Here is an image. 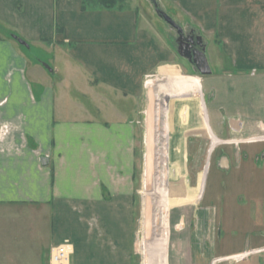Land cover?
<instances>
[{
  "label": "crops",
  "instance_id": "crops-1",
  "mask_svg": "<svg viewBox=\"0 0 264 264\" xmlns=\"http://www.w3.org/2000/svg\"><path fill=\"white\" fill-rule=\"evenodd\" d=\"M163 3L182 22H177L182 34L199 39L196 45L203 46L210 65L212 48L227 67L209 83L215 95L205 115L211 130L218 133L225 117L236 119L241 129L264 127V0ZM82 4L0 0V126L24 128L27 141L18 144L9 135L0 147V208L15 214L22 206L28 211L41 206L48 214L39 213V218L47 220L57 242L55 227L64 216L70 217L71 228L77 224L85 231L95 209L105 207L99 214L103 235L97 247L120 256L121 237L111 230L131 200L126 198L132 190L126 175L134 162L135 128L143 121L146 78L182 80L190 75L182 73L180 56L137 9H82ZM173 29L181 40V32ZM203 88L202 81L201 94ZM182 103L187 115L199 113V106ZM186 114L182 125L191 123ZM246 149L254 158V151ZM43 156L49 158L46 165ZM208 168L202 173L198 212L184 215L182 233L173 236L172 264H264V229L239 235L241 246L232 252L217 242L221 219L213 205L201 202L207 195ZM192 186L189 191L199 188ZM218 191L214 183L208 202ZM33 259L39 263V254ZM31 261L28 256L22 263Z\"/></svg>",
  "mask_w": 264,
  "mask_h": 264
},
{
  "label": "rangeland",
  "instance_id": "rangeland-1",
  "mask_svg": "<svg viewBox=\"0 0 264 264\" xmlns=\"http://www.w3.org/2000/svg\"><path fill=\"white\" fill-rule=\"evenodd\" d=\"M157 1L158 8L166 11L175 20L176 18L171 14V10L164 6V0ZM90 4V8H101L97 0ZM115 5L116 7H132L141 12L145 16L148 26L157 30L163 39L167 41L168 49L175 51L180 56L179 61L185 67L182 73L198 76L202 79L204 88L201 96L205 112L198 108L200 114L197 111L194 114L191 110V115L189 112L188 115L192 117L191 121L193 122L190 121L191 123L188 122L182 125L183 115L187 113V105L182 102L185 101L186 103L187 101L190 108H195L194 95H165L166 92L164 91L170 89L177 91L180 88L176 81L171 82V80L166 78L156 80L153 76L146 78L147 81L150 80L153 84L147 82L149 87L146 89L147 92L145 93L146 96L142 106L143 121L141 125L139 123L137 124L139 126L135 128L134 162L132 170L128 169L126 175V179L128 183H131L130 186L132 187L131 191L126 192L129 193L126 198L131 200L128 202V206L124 208L125 210L122 211L121 222L114 224V231L111 230L112 235L114 233L121 237L120 256L112 255L111 252L103 251L100 247H97L98 240H100L99 237L103 235L102 224L99 219H101L100 215L106 209L105 207L95 209L97 214H92L93 216L89 219L90 227L89 229L86 228L85 231L77 229V224H72L71 228L69 216H64V222L56 224V221L52 219V214L51 223L53 222L54 224L55 222L56 231L60 236L57 240L62 239L61 242H55L56 234L54 235L49 229L47 220L39 218L38 215L39 213L43 215L48 213L46 214L41 209L42 207L37 204V212L28 211L27 206L20 207L18 212L14 208L15 214L12 213L11 209L0 208V264H50L49 255L52 245L64 243L65 241L74 245L75 252L71 256V264H145L146 253L144 252V247L146 238L150 242L149 264H153L155 241H157L161 231L165 230V228L162 229L159 226L164 223L162 224L161 221V223L157 222V215L159 216L161 213H164L168 219V228L165 230L168 232L167 239L169 241L166 249V258L167 263L172 264L174 258L173 250L176 248L173 242V235L178 232L182 233L184 229H182V225H184L182 222L183 216L198 212V203L200 202V199H198L196 203L191 197V201H187V204L182 203L184 196L177 195L175 190H173L177 174H182L183 181L186 182L187 187L190 185L199 186V179L202 177V173L206 171V167H209L205 176V183H207L208 189L205 199L201 202L203 205L207 203L213 205L221 219L217 242L220 243L222 249L226 252H232L241 246L242 240L239 235L254 230L259 234V231L264 229V127L252 128L245 126L241 129L236 123V119L231 122L230 117H225L224 126L218 133L212 128L221 142L210 151L212 144H210L211 141L202 124L201 117L209 111L210 104L215 96L214 91L209 89V83L213 82L215 77L227 67H224L223 64L221 65L219 57L215 56L216 54L211 48L212 56L209 59L212 61V73L204 75L197 70L194 67L190 46L183 43L184 39L179 40L177 33H175L176 31L164 21L152 0H117ZM175 21L178 22L177 20ZM158 22L164 28H161ZM190 38H193L194 42H199V39L193 35ZM196 48L198 50L203 49V46ZM65 83L67 87L69 82L64 80L63 85ZM167 107H170L168 121L171 122V125L169 133L164 128L168 118L165 117L167 115L164 113ZM149 115L152 116V120L149 119L148 121L146 118ZM188 115L186 114L185 118ZM190 116H188V121ZM176 122H179L182 126H176ZM150 124H152V130L149 128ZM23 129L12 126H0V147L5 144V140L9 135L12 136L14 142L22 143V145L26 144L27 141ZM151 131L152 133H150ZM255 139L256 141H252ZM179 142L181 146L179 151L181 164H178L175 158L177 154V149L175 148ZM245 146L254 151V158L248 155L250 151ZM162 151L165 152V157H162ZM159 152L160 154H158ZM149 156L152 159V166L150 168L151 181L147 188ZM244 160L247 161L244 162ZM164 161H167L169 166L165 163L164 166L162 164ZM212 163H215L216 166L212 165ZM238 166L239 168H237ZM235 168L236 170H234ZM164 169H167L166 174L168 176L165 182L166 185L164 183ZM214 183L217 184L219 189L218 196L213 197L212 202H208ZM167 190H169L171 195L160 203L158 195L161 192L165 193ZM203 194H205L204 191ZM112 196H114L113 192L110 193L109 197L112 198ZM188 198L187 200L190 199ZM159 204L162 205L159 206ZM148 206L150 210L149 235L147 231ZM98 209L99 212H97ZM113 210L114 208H111V211ZM113 226H111L112 229ZM57 227H60V230ZM86 227L88 226L86 225ZM179 227L181 228L179 229ZM87 236L88 238H86ZM104 236L106 237V234ZM80 242H84L85 246H76ZM113 242L117 243L114 246L118 245L116 240H113ZM29 252H31V255H29ZM35 254L40 256L39 263L33 259ZM28 256L32 257V261L30 263H22ZM118 258H120L121 262L115 260Z\"/></svg>",
  "mask_w": 264,
  "mask_h": 264
},
{
  "label": "bare ground",
  "instance_id": "bare-ground-1",
  "mask_svg": "<svg viewBox=\"0 0 264 264\" xmlns=\"http://www.w3.org/2000/svg\"><path fill=\"white\" fill-rule=\"evenodd\" d=\"M177 78H179V77H177ZM172 81H176L178 83V85L180 86V88L177 89V91H173V89L168 90L169 92L168 91H164V92H166L165 95L175 96V95L186 94V92L194 93V95L195 94L197 95V97L195 98L196 106H199L198 108H200V110L202 112H205V106H204V102H203V99H202V96H201L202 81H201V79L199 77H196V76H186V77L182 78V80L181 79L180 80L175 79V80H171V82ZM148 82H149V84H153V82L150 81V80ZM161 93H163V91H161ZM164 113H166V115H167L165 117H168V116L170 117V115H169V113H170V107L165 108ZM150 114H151V112H150ZM163 116H164V114H163ZM169 117L167 118V122L166 123L164 122L165 123V125H164L165 131H167L168 133L170 131V125H171V122L168 121ZM201 119L203 121L202 124L205 127V131L207 132V135L209 136V138L213 142L212 143V147L210 148V151H211L217 144H219L221 142V140L219 139V137H217L214 134V132L211 130V128L207 125L205 114H204V116L201 117ZM150 120H152V116L151 115H150ZM193 120H194V117H193ZM191 122H193V121H191ZM151 127H152V124H150V126H149V128L152 130ZM150 133H152V131ZM150 140H151V138H150ZM252 141H256V139L255 140H252ZM180 148H181V146H180V142H179L177 144V154L175 155V158L177 159L178 164H181L180 163L181 157H180V152H179L180 151ZM151 161H152L151 156H149L148 157V174H147L148 175V178L146 180V182H147L146 187L147 188L149 187L150 181H151L150 180V175H151L150 168L152 166V162ZM165 164L168 165V162L165 163ZM170 168H172V167H170ZM206 169H207V167H206ZM166 170L167 169H165L164 183L166 182V178L168 177L167 174H166L167 173ZM168 174L170 176V173L169 172H168ZM182 177H183L182 174H179V173L177 174V180H176V183L174 184L173 190H175V192L177 193V195L180 194V195H183L184 196L183 197V201H182L183 204H187V201H191V197L197 203L198 202L197 200L201 198V194H202V192L200 191V188L203 185L202 184L203 183V177H200V179H199V188L198 189H195L194 191H189L188 190V187L186 185V182L183 181V178ZM165 185H166V183H165ZM192 187H194V186H192ZM189 192L191 194H189ZM170 195L171 194H169V190L165 191V193L161 192L158 195L159 202L162 203L163 200L165 201ZM187 197H189L190 199L188 198L189 200H187ZM160 205H162V204H159V206ZM149 214H150V210H149V206H148V212H147V226H148L147 231H148V235H149V230H150L149 229V219H150L149 218ZM160 221L162 222V224L164 223L163 225H159L160 228H162V229L165 228V230H166V228H168V219H167V216L165 217L164 213H161V215H159V216L157 215V222L159 223ZM180 228L181 227H179V229ZM165 230L163 229L161 231L160 235L157 237L158 238L157 241H155V244H154L155 249H154V260H153V264H168L167 263V258H166V249H167V244H168L169 241L167 239L168 232L165 231ZM173 240L176 241L177 239H173ZM148 241H149L148 238H146V244H145V247H144V249H145L144 252L146 253V262H145V264H149V255L148 254H150V242H148ZM73 249H74V246H73ZM74 250H73V253H74Z\"/></svg>",
  "mask_w": 264,
  "mask_h": 264
},
{
  "label": "water",
  "instance_id": "water-1",
  "mask_svg": "<svg viewBox=\"0 0 264 264\" xmlns=\"http://www.w3.org/2000/svg\"><path fill=\"white\" fill-rule=\"evenodd\" d=\"M152 1L154 2L158 13L162 16L164 21L171 27L178 30L179 32H183L182 27L172 18V16H170L166 11L158 8V1L157 0H152ZM192 57H193V61L196 63L197 70H199L204 75L212 73V68L208 61L205 50L195 49L193 51ZM41 161L43 165H46L49 162V158L47 156H43L41 158Z\"/></svg>",
  "mask_w": 264,
  "mask_h": 264
},
{
  "label": "built area",
  "instance_id": "built-area-1",
  "mask_svg": "<svg viewBox=\"0 0 264 264\" xmlns=\"http://www.w3.org/2000/svg\"><path fill=\"white\" fill-rule=\"evenodd\" d=\"M160 152L158 154H160ZM162 157H165L164 151H162ZM164 163H167V161H164L162 164L164 165ZM159 174L158 176H160ZM73 246L74 245L70 244L68 241L52 246L50 251V264H71V256L74 250Z\"/></svg>",
  "mask_w": 264,
  "mask_h": 264
},
{
  "label": "trees",
  "instance_id": "trees-1",
  "mask_svg": "<svg viewBox=\"0 0 264 264\" xmlns=\"http://www.w3.org/2000/svg\"><path fill=\"white\" fill-rule=\"evenodd\" d=\"M93 1L96 0H83L82 9H87L88 7H90V5H92L90 3H93ZM97 1L100 3L101 8H114L116 7L115 4L117 2V0H97Z\"/></svg>",
  "mask_w": 264,
  "mask_h": 264
},
{
  "label": "flooded vegetation",
  "instance_id": "flooded-vegetation-1",
  "mask_svg": "<svg viewBox=\"0 0 264 264\" xmlns=\"http://www.w3.org/2000/svg\"><path fill=\"white\" fill-rule=\"evenodd\" d=\"M180 34H182V32H181ZM180 36H181V39H182V40L184 39L183 43H184V44H187L188 46H190L189 48H191V53H192V55H193V51L196 49V47H198V46L196 45L197 42H194L193 38H190V36H188V35H184V34H182V35H180ZM194 67L197 68L195 62H194Z\"/></svg>",
  "mask_w": 264,
  "mask_h": 264
}]
</instances>
